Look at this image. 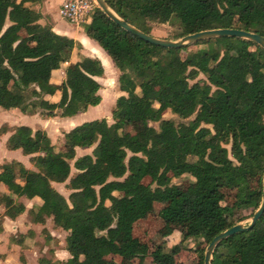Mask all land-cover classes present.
Instances as JSON below:
<instances>
[{"label":"trees","instance_id":"16d2710c","mask_svg":"<svg viewBox=\"0 0 264 264\" xmlns=\"http://www.w3.org/2000/svg\"><path fill=\"white\" fill-rule=\"evenodd\" d=\"M28 1L0 0V106L70 116L96 104L100 95L94 76L103 68L97 58L85 55L66 68L58 99L43 97L56 90L51 71L79 44L40 23V12ZM104 1L150 34L152 23H169L176 26L175 37L215 27L264 36V0ZM80 24L111 58L117 88L124 93L114 99L111 122L104 117L82 121L62 131L57 147L42 128L0 123V134L8 132L5 147L29 154L32 165L16 159L0 163L3 214L14 217L23 211L13 196L37 198L31 219L42 222L50 216L67 231L68 256L55 261L41 256L37 264H110L108 255L183 264L176 254L188 238L197 241L192 264H202L211 237L236 221L241 205L252 203L254 209L260 198L264 49L246 38L219 35L195 40L206 47L181 55L183 46L149 43L97 6ZM157 47L164 50L160 61ZM199 72L203 78H196ZM166 110L178 119L162 117ZM132 123L142 137L127 128ZM75 146L91 150L75 156ZM71 167L76 171L70 173ZM182 174L187 175L182 182L171 181ZM66 178L65 197L51 182ZM222 187L231 194L230 203ZM154 202L163 203L157 217L165 230L160 241L149 243L132 234V224L148 215ZM173 229L181 244L165 249L162 238ZM210 264H264V210L248 228L220 239Z\"/></svg>","mask_w":264,"mask_h":264},{"label":"rangeland","instance_id":"374dc122","mask_svg":"<svg viewBox=\"0 0 264 264\" xmlns=\"http://www.w3.org/2000/svg\"><path fill=\"white\" fill-rule=\"evenodd\" d=\"M176 32V26L169 24V23H152L151 24V33L152 35L156 37L161 38H168V39H176L179 36H174V33ZM206 43H195V41L187 43L182 45L183 49L181 50V55H184L187 52H195L199 48L206 47ZM164 50L161 47H157L155 50V56L157 57V60L160 61V57L162 56ZM204 75L202 73H198L196 78H203ZM164 98H166V95H162ZM112 100L109 96L105 99V106L111 105L108 108V111L113 107ZM111 107V108H110ZM2 110L6 111V109L0 107V116L2 117ZM57 115V114H56ZM8 118H11L12 121L18 122L20 120V117L13 113L11 115L8 113ZM78 115L74 116L77 118ZM42 117V116H41ZM162 117L172 118L174 120H177V116L174 113H171L170 111L166 110ZM33 124L31 125L32 128L39 126L38 124L43 125L46 127L49 133L50 141L57 147L61 143L60 133L62 130L58 129V119L57 118H48L47 120H43V118H40L38 116H31ZM40 118V119H39ZM79 118V117H78ZM77 118V119H78ZM42 119V120H41ZM107 122H111L112 119L108 115L107 118H105ZM154 126L157 125L156 122H152ZM131 131H135L136 134L139 137H142V132L140 130V127L137 123H132L128 125L127 127ZM47 132V131H46ZM8 132H6L4 135L0 134V163L3 161H8L11 159L19 160L21 163H23L26 167L32 168V165L28 161L29 154H22L19 149H17L13 153H5L3 150L11 152L7 149H5L4 146V140L7 136ZM87 151H90V147L87 149ZM74 169L73 167L70 168V172H72ZM263 173V172H262ZM187 178L186 174H182L179 177H173L171 179L172 182H182ZM262 179V175H261ZM260 179V184H261ZM68 178H66L64 181L61 182H52V185L55 189H57L63 196H67L69 189L65 187V184L67 182ZM148 180V177H145L143 179L144 182ZM225 192V199L226 202L230 203L232 200V196L230 193L226 191L223 187L221 188ZM261 190V187H260ZM2 192V187L0 186V194ZM1 197V196H0ZM20 196H13V199L15 201L24 202L21 199H19ZM260 200V198H259ZM38 199H29L26 201L25 204H27L28 207H25L24 203V209L21 213L16 215L15 220H17L16 228H13L11 226H8L5 229V233H2V224H3V217H4V210L3 207V201L0 199V257H3L6 255L8 257V260H6L5 264H21V258L24 256V251H29L32 255V262L37 264V259L39 257H46L50 260H63L68 256L67 253H63V250L65 248V235L67 233L66 230L62 229L59 226H56L51 217L44 216L42 222L33 221L32 218V212L31 210H34L35 205L37 204ZM259 203V201H258ZM163 205L162 202H154L152 203L151 207L149 208V213L145 217L138 219L133 224V234L134 236H137L138 238L144 239L149 243H154L159 240L161 237L162 231L165 229L163 223H161L160 219L157 217V210ZM258 205V204H257ZM256 205V207H257ZM255 207V208H256ZM254 208V209H255ZM252 203H246L241 205L239 212H237L238 217L235 222H241L243 224H246L249 220L250 215L252 214ZM34 223L37 224L36 227H33ZM178 226V225H177ZM36 228V229H34ZM49 228V229H48ZM51 230V231H49ZM165 242V240H164ZM196 239L188 238L183 241V245L185 246L183 249H180L176 254V260H181L185 262V264H192V261L194 259V252L192 251V248L195 246ZM200 244V243H199ZM205 246V245H204ZM86 247V244L83 243L82 248L84 249ZM179 246H177L178 248ZM176 248V249H177ZM204 250V249H203ZM67 254V255H66ZM108 259L110 264H154L151 262L149 256H145L141 259H134V260H123L117 255H108ZM0 264H3V262L0 261Z\"/></svg>","mask_w":264,"mask_h":264},{"label":"crops","instance_id":"0c3cea01","mask_svg":"<svg viewBox=\"0 0 264 264\" xmlns=\"http://www.w3.org/2000/svg\"><path fill=\"white\" fill-rule=\"evenodd\" d=\"M60 2L61 0H31V1L26 2V4L30 5L32 8H35L40 12V17L38 19L40 23H48L54 32L71 37L73 40H75V42L79 44V47H73L71 49L68 59L61 62L58 68L53 69L51 71L49 80L56 87V90L52 94H44L43 97L48 100H57L59 97V89H58L59 84L64 77V72L66 68L73 66L75 60H77L80 55H85V56L97 58L100 61L101 66L103 68L101 75L94 76V78L99 83V88L97 89V92L100 95V100L96 104L88 105L84 110L77 111L70 116H59L58 114L57 115L55 114L52 116H43L40 113L39 109H36L31 112H21L18 108L6 109V111L2 110L1 112L2 117L0 116V123L6 122L7 125L26 124L31 127V125L32 126L35 125L33 124L31 116L36 115L40 118H43V120H47L48 118L53 117V118L58 119V122H57L58 129L64 131L85 120H89V119H93L97 117L107 118L108 115L111 117V109L110 111H108V108L111 105L105 106L106 97L109 96L112 102L114 103V99L116 98V96L124 93L123 91L117 88L116 76H117L118 70L113 65L111 58L108 56V54L103 48H101L92 38L88 37L83 32V29L80 23L76 24V23L69 22L60 15L59 13ZM8 113H10L11 115H13V113L17 114L20 117V120L18 122H14L11 120V118H8V116L6 118V116L4 115H7ZM76 115H78L77 116V118L79 117L78 119L74 117ZM38 125L39 126H37L36 124V127L34 128L44 129L45 131H47L46 133L49 136V133L46 127H44L41 124H38ZM62 131L60 133L61 140H62ZM4 134L5 133H2V135ZM3 147L11 151V152H8V151L3 150L5 153H8V154L13 153L17 150V149H8L5 147V145ZM89 147L91 150V146H88V147L87 146H84V147L75 146L74 147L75 156L81 155L83 153H89L90 151L89 152L87 151ZM75 171L76 170L74 169L70 173H73ZM19 199L24 201L23 203L25 207H28L27 204L25 203L31 198H27L21 195ZM33 199H36L37 201V198H33ZM3 218H4L3 224H2L3 231L1 230L2 233H5L4 231L8 226L16 228V223H17V220H15L16 216L8 217L4 215ZM37 224L40 225L39 223H34L33 227H36ZM133 224H132V230H133ZM179 238H180L179 231L177 229H173L169 234L164 236L162 239L165 240V242L163 243L165 249H169V248L176 249L177 246H180L181 242H178ZM160 240H161V237L159 238L158 241ZM63 253H67L65 248L63 250ZM134 259H138V258L123 259V260H134ZM6 260H8V257L6 255H4L3 257H0V261L3 262V264L6 263ZM32 260L33 259H32L31 253L28 250L24 251V256L21 258V262H22L21 264H35V263H31ZM183 264H185V262H183Z\"/></svg>","mask_w":264,"mask_h":264},{"label":"water","instance_id":"95a60500","mask_svg":"<svg viewBox=\"0 0 264 264\" xmlns=\"http://www.w3.org/2000/svg\"><path fill=\"white\" fill-rule=\"evenodd\" d=\"M96 6L99 7L102 12L117 23L124 30L134 34L135 36L161 47H180L184 44L193 42L198 39L219 36V35H228V36H237L252 40L257 45L264 49V36L255 32L249 31L242 28H233V27H215V28H207L201 29L194 32H189L179 36L176 39H168L156 37L150 33L144 32L141 29L135 27L134 25L128 23L121 17H119L106 3L104 0H94ZM264 210V156H263V173L261 179V192H260V200L257 207L253 210L252 214L249 217V220L246 224L241 222H234L227 228L217 232L214 234L211 239L205 244L203 250V261L202 264H210L211 256L213 249L217 242L226 237L227 235L234 233L236 231L248 228L253 224V222L260 216L262 211Z\"/></svg>","mask_w":264,"mask_h":264},{"label":"built area","instance_id":"2783aa9c","mask_svg":"<svg viewBox=\"0 0 264 264\" xmlns=\"http://www.w3.org/2000/svg\"><path fill=\"white\" fill-rule=\"evenodd\" d=\"M95 6L94 0H61L59 13L67 21L77 24L85 21Z\"/></svg>","mask_w":264,"mask_h":264}]
</instances>
